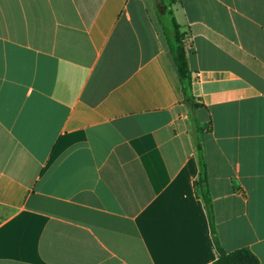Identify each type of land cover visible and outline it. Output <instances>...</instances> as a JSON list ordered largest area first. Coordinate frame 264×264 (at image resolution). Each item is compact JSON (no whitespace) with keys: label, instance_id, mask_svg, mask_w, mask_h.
Masks as SVG:
<instances>
[{"label":"crops","instance_id":"1","mask_svg":"<svg viewBox=\"0 0 264 264\" xmlns=\"http://www.w3.org/2000/svg\"><path fill=\"white\" fill-rule=\"evenodd\" d=\"M169 11L204 106L213 224ZM241 249L264 264V0H0V264Z\"/></svg>","mask_w":264,"mask_h":264},{"label":"trees","instance_id":"2","mask_svg":"<svg viewBox=\"0 0 264 264\" xmlns=\"http://www.w3.org/2000/svg\"><path fill=\"white\" fill-rule=\"evenodd\" d=\"M162 27L164 43L168 52L170 53V56L172 57L178 74L179 82L182 87L184 96L183 103L188 108L190 114L189 117L193 131V141L200 168L198 182L196 184L197 193L203 200L210 221L213 224V210L208 185L205 151L200 139V128L196 118L194 117L195 111L203 108L204 106L199 104L193 96V79L189 68L188 54L184 44V33H182L180 26L176 22L171 11L167 13L166 22L162 24ZM214 264H259V260L251 251L247 249H241L229 254L221 251L219 259Z\"/></svg>","mask_w":264,"mask_h":264},{"label":"built area","instance_id":"3","mask_svg":"<svg viewBox=\"0 0 264 264\" xmlns=\"http://www.w3.org/2000/svg\"><path fill=\"white\" fill-rule=\"evenodd\" d=\"M188 46V43H185V47Z\"/></svg>","mask_w":264,"mask_h":264},{"label":"rangeland","instance_id":"4","mask_svg":"<svg viewBox=\"0 0 264 264\" xmlns=\"http://www.w3.org/2000/svg\"><path fill=\"white\" fill-rule=\"evenodd\" d=\"M162 24H163V22L161 23V28H162V30H163Z\"/></svg>","mask_w":264,"mask_h":264}]
</instances>
